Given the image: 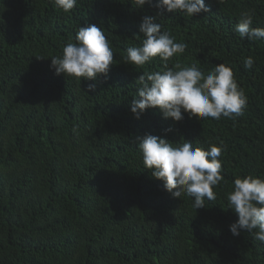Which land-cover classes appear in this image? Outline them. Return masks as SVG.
Wrapping results in <instances>:
<instances>
[{
  "label": "trees",
  "instance_id": "obj_1",
  "mask_svg": "<svg viewBox=\"0 0 264 264\" xmlns=\"http://www.w3.org/2000/svg\"><path fill=\"white\" fill-rule=\"evenodd\" d=\"M156 3L78 0L64 13L53 0H0V264H264V243L232 235L238 217L226 198L237 176H264V40L234 31L247 10L264 28V0H205L210 11L194 17L161 16ZM145 16L187 45L174 62L232 68L247 96L242 116L175 122L148 109L135 118L136 80L162 69L159 58L145 68L124 61ZM89 24L110 41L109 73L57 75L51 58ZM147 134L203 149L223 142L217 199L197 210L167 192L143 165L136 139Z\"/></svg>",
  "mask_w": 264,
  "mask_h": 264
},
{
  "label": "clouds",
  "instance_id": "obj_2",
  "mask_svg": "<svg viewBox=\"0 0 264 264\" xmlns=\"http://www.w3.org/2000/svg\"><path fill=\"white\" fill-rule=\"evenodd\" d=\"M152 2L133 0L138 8ZM53 3L64 13H70L78 0H53ZM155 6L161 16L165 12H180L194 17L210 11L205 0H157ZM253 22L254 10L243 11L234 31L249 41L264 40V28L253 27ZM140 33L143 34L141 43L127 48L125 63L145 68L159 58L162 69L145 70L136 80V96L131 104V112L136 119H140L148 109H159L164 119L175 122L182 121L184 113L199 120L235 119L244 114L247 96L231 67L220 63L205 73L196 64L182 66L174 62L173 58L182 55L187 45L177 42L170 32L162 30V24L155 17H143ZM135 38L140 39L141 36ZM114 61L110 41L102 28L89 24L78 29L75 41L70 38L66 42L61 55L51 58V68L57 75L94 81L102 75L107 76ZM243 64L246 69H252L255 60L249 56ZM93 91L95 84H90L88 92ZM136 144L142 153L145 169L153 178L162 181L165 190L174 198H193V207L197 210L205 207L206 199H217L215 189L224 180L221 157L226 146L223 142L203 149L194 147L191 141L173 143L147 134L137 137ZM226 198L228 209L238 217L230 225L232 235L238 237L243 230L264 243V176H237Z\"/></svg>",
  "mask_w": 264,
  "mask_h": 264
}]
</instances>
